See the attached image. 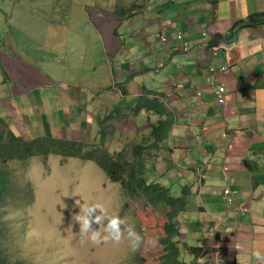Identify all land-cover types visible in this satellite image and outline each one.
Listing matches in <instances>:
<instances>
[{"label":"rangeland","instance_id":"rangeland-1","mask_svg":"<svg viewBox=\"0 0 264 264\" xmlns=\"http://www.w3.org/2000/svg\"><path fill=\"white\" fill-rule=\"evenodd\" d=\"M117 1L129 3V0H0V53H3L0 141H7L4 138L8 135L37 139L46 135L41 125L45 129L46 123L51 122L49 136L85 141L89 146L97 145L104 137L108 148L113 138L107 134L105 119L102 118L101 126L86 124L84 129L82 123L90 120L91 115L112 113L122 106V101L113 103L110 99H119L120 84L127 83L116 77L117 71L113 73L112 94L102 96L107 93L104 87L109 79L102 38L111 31L105 10ZM145 29L146 34L152 32L150 27ZM149 36L151 40L153 35ZM134 78L137 81L133 83L140 80V76ZM141 80L148 83L146 77ZM146 87L159 93L149 85ZM128 122L129 119L121 124L126 133L122 137L117 133L114 141L116 152L123 150L125 158L131 161L135 145L125 140L132 129ZM137 133L135 128L131 137L134 139ZM12 153L13 157L3 166L10 182L8 192L12 182L13 194L12 200L5 201L7 233L3 246L14 259L26 264H161L166 250L159 238L164 235L162 224L166 221L167 207L149 205L140 194L129 196L120 183L112 182L91 161L55 155L21 158L17 151ZM147 170L145 166L144 176L149 182ZM156 172L157 167L153 174ZM171 194L179 197L174 191ZM233 195L234 192L222 187L225 206H232ZM187 199V211L178 218L185 232L182 229L174 239L175 247L179 248L175 260L203 264L205 255L213 252L211 249L216 248L218 240L216 232L208 227L211 209L207 206L214 199L190 202V194ZM83 204H100L109 215H119L125 224L132 223L142 237L136 251L130 250L123 237L118 242L92 243L82 236L74 216ZM99 213V209H94L90 215ZM182 240L210 249L193 257L184 249ZM207 243L214 245L210 247Z\"/></svg>","mask_w":264,"mask_h":264},{"label":"crops","instance_id":"crops-1","mask_svg":"<svg viewBox=\"0 0 264 264\" xmlns=\"http://www.w3.org/2000/svg\"><path fill=\"white\" fill-rule=\"evenodd\" d=\"M255 12L264 13V0H129L105 10L111 31L102 38L109 75L102 96L112 94L116 71L118 79L127 81L120 84L119 99L110 98L122 106L104 114L109 135L122 137L121 124L129 119L132 129L125 140L143 147L149 180L161 183L166 177L163 184L178 194L180 187L188 188L190 202L214 199L207 206L208 227L218 240L203 264H256L262 259L254 250L264 258V27L240 26ZM146 27L152 32L146 34ZM216 36L226 38L208 46ZM209 69L215 85L224 87L223 103L207 84ZM135 76H140L137 83ZM143 94H163L160 116L134 113L133 104ZM91 116L83 129L101 120L98 113ZM46 124L40 128L47 135L52 124ZM163 124L167 142L157 140ZM135 128L139 133L133 139ZM225 186L234 192L231 207L221 199Z\"/></svg>","mask_w":264,"mask_h":264},{"label":"trees","instance_id":"trees-1","mask_svg":"<svg viewBox=\"0 0 264 264\" xmlns=\"http://www.w3.org/2000/svg\"><path fill=\"white\" fill-rule=\"evenodd\" d=\"M259 25L264 27V13L255 12L249 15L248 19L240 22L241 28ZM225 38L226 36H216L208 46L215 47L218 41L225 40ZM158 95L159 97L152 95L151 98L146 96L139 97L136 109L143 108L160 116V110L163 109V102L160 97H163V94ZM167 134L166 127L163 124V127L156 133L157 140L164 141L167 139ZM4 139H7V141H0V264H26L24 260L14 259L7 247L4 248L3 246L7 233L6 220L4 218L5 201L7 198L10 200L13 198L12 182L10 192H8L10 182L3 166L8 159L13 157L12 151H17L21 158L51 154L91 161L100 166L112 182L120 183L124 188V192L129 196L140 194L149 205L167 207L164 213L166 221L162 224V233L164 235L159 238L160 243L166 250L165 254L161 256V264H185L175 260L179 248L175 247L176 240L174 239L179 237L182 229H184L180 228L178 218L188 208V188L180 187L179 197H174L171 194V191H174L171 185L166 186V184H161L159 180L154 179L147 182L144 176L145 158L142 155L143 147L136 146L132 160L128 161L122 154L111 156L101 147L98 148L97 145L89 146L81 142L55 139L49 136L24 140L17 136L8 135ZM182 244L185 246L184 249L193 257L199 255V252L204 253L207 251L199 243L191 245L187 241L182 240ZM256 264H264V260Z\"/></svg>","mask_w":264,"mask_h":264},{"label":"clouds","instance_id":"clouds-1","mask_svg":"<svg viewBox=\"0 0 264 264\" xmlns=\"http://www.w3.org/2000/svg\"><path fill=\"white\" fill-rule=\"evenodd\" d=\"M203 32H204V35H208L209 34L207 29H205V31H203ZM180 36H181V33H178L176 35L175 39L180 41ZM158 37L161 39L160 40L161 43L165 42V40H166L165 37H163L162 35H159ZM188 48H189V45L187 43H185L184 44V49L188 50ZM160 67H161V65L158 64L156 66V70L160 69ZM221 69H224V68L222 67ZM211 76L213 77V79L210 80ZM206 80H207V84L212 88V92L215 95V93L213 91V86H217V85H215V83H214L215 82V76H214L213 70L209 69V75L206 78ZM141 96H146V97H150V98L152 97V96H149L147 94H143V95L138 96L136 98L134 104H133V107L137 106L138 99ZM140 111H145L147 113H151V112L146 111L143 108H140L137 111L134 110V113H138ZM104 114L105 113H102V114H100V116H98V119H101V120H98V122H97L98 126H101V124H104L102 118L107 120V118L105 117ZM151 114H153V113H151ZM119 115L120 114H118V113L114 114V116H119ZM107 125H109V126H107ZM105 126L107 127V134L109 136L111 125L110 124H105ZM105 131H106V128H105ZM102 135L104 136V134H102ZM45 136H49V135H45ZM39 137H44V135L39 136ZM49 137L55 138V139L66 140V138H61V137H57V136H51L50 135ZM114 138H116V140H117V138H118L117 137V133H115ZM70 140L71 141H76V140H72V139H70ZM116 140L115 141L112 140V143L109 144L108 148H107L106 140L103 137V139L100 142L97 143V147L98 148L101 147L102 149L105 148L104 150L107 151V153H109L111 156H115L117 154H122L125 157L127 154L124 155L123 150L121 152H116V147H115V145L117 144ZM81 143H83L85 145H88V143H86V142H81ZM133 144L135 145V143H133ZM123 149H124V146H123ZM55 156H57V155H55ZM224 177L225 176H223V178ZM224 180H227V178L225 177ZM149 181H151V180H149ZM114 183H116V182H114ZM225 187H228V190L231 191L229 186H225ZM94 209H99L100 213L95 215V216H91L90 214L93 212ZM74 219L79 224V233L82 236H86V238L92 243H98L100 241H108V240H111V241H114V242H118L123 237V238H125L127 240L128 246H129V248H130V250L132 252H135L136 249L138 248V246L141 243L142 237L135 230V227H134V225L132 223L125 224V219L120 217L119 215H116V214L109 215L100 204H94V205L83 204V205L79 206V212H78V214H76L74 216ZM105 220H106V223H102V221H105ZM93 224L98 225V227L97 228H92ZM121 225H124L123 229L121 228ZM253 247H254V249L256 248V242H254ZM203 249L207 250V251L209 250L208 247H206V246H203ZM206 255L208 256L209 254H206ZM253 255L256 256L258 260L264 259V258L261 257L259 251H255L254 250L253 251Z\"/></svg>","mask_w":264,"mask_h":264},{"label":"built area","instance_id":"built-area-1","mask_svg":"<svg viewBox=\"0 0 264 264\" xmlns=\"http://www.w3.org/2000/svg\"><path fill=\"white\" fill-rule=\"evenodd\" d=\"M213 79V77H210V80ZM213 91L215 95L217 96L218 100L223 103V93H224V87L222 85L213 86ZM225 179V177H224ZM228 190V187H226ZM229 191V190H228Z\"/></svg>","mask_w":264,"mask_h":264},{"label":"bare ground","instance_id":"bare-ground-1","mask_svg":"<svg viewBox=\"0 0 264 264\" xmlns=\"http://www.w3.org/2000/svg\"><path fill=\"white\" fill-rule=\"evenodd\" d=\"M112 181V180H111ZM231 193V192H230Z\"/></svg>","mask_w":264,"mask_h":264}]
</instances>
